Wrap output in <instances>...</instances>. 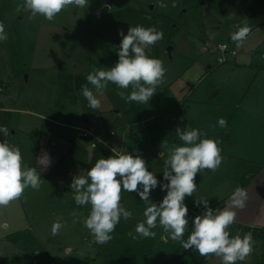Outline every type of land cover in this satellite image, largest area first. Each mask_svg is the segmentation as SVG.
Listing matches in <instances>:
<instances>
[{
	"label": "rangeland",
	"instance_id": "rangeland-1",
	"mask_svg": "<svg viewBox=\"0 0 264 264\" xmlns=\"http://www.w3.org/2000/svg\"><path fill=\"white\" fill-rule=\"evenodd\" d=\"M203 1L184 0L182 3L180 0H90L88 7L68 6L49 21L39 14L33 17L30 11L21 7L23 0H0V24L4 26L8 37L7 40L0 41V74L3 72L7 75L10 73L9 70L15 75L18 74L14 84L15 89L11 91L19 95L21 101L19 107L26 111L36 110L56 116L59 115V108L64 105L63 107L69 112L84 108L89 113L93 108L89 106V102L81 92L82 85L87 83V75L94 69H106L115 65L119 58L117 49L122 39L121 30L127 34L130 26L143 25L146 28L154 26L162 31L164 36L155 45L149 46L151 49L149 54L163 61L166 72L163 82L156 89L157 93L149 101L154 104L151 110L156 108L155 99H161L159 100L161 102L169 101L173 106L177 105L178 110L175 111L178 112L175 113L166 107L160 113L158 106L156 115L161 117L163 114L161 120L166 121L171 116L181 118L184 120V127L190 125L192 128L200 129L201 132L205 127L196 122L210 121L216 131H221L220 134H223L225 130L219 126V115H214V111L222 106L221 100L228 99V94L221 91L215 98L214 93L218 92L215 89L209 96H213L211 99H214L210 105L214 108L212 113L209 105L205 103V94L208 87H215L217 83H222L224 86L223 82L227 83L226 77L232 81V75L219 74L218 69L224 67L208 68L206 66L208 60L202 59L203 57L199 55L197 38L201 41L205 40V34L198 24L202 22L205 12L208 11L203 7ZM229 3L225 0L223 8ZM215 7L218 6L215 4ZM13 39L16 40L15 43H11L10 40ZM72 68L75 69L73 70L75 74L77 73L74 77L67 73ZM88 86L95 93L94 86L91 84ZM167 87L169 92L164 91ZM3 88L2 86L1 89ZM107 89H112L116 97L118 91H125L126 94L132 91L131 86L128 89H121L111 82ZM115 102L121 105L122 100L116 98ZM136 105L138 108L142 106L139 103ZM231 112L233 113V110ZM87 113L86 117L92 121L91 123H97L96 116H89ZM109 116L117 118L118 113L112 110ZM158 117L152 119L158 122ZM209 125L206 122L207 128ZM108 131L109 129L106 130V135L109 137ZM227 135L228 132L224 138ZM248 135L253 138L254 133ZM253 141L264 145V138L250 140ZM249 155L246 153L241 157H247L248 160ZM260 166L264 169L263 162ZM219 177L226 181L225 172H221ZM232 179L234 180V176ZM45 180L38 190L28 191L29 195L24 191L19 198L14 199L7 206H0L1 264L18 262L20 264H165L178 252L183 254L181 264H192L196 256L194 252L191 249H184L181 240H172L170 232L161 228L162 225L152 229L156 235L149 237L151 243L149 241L143 244L146 248L151 247L150 253L147 255L146 252H136V259L132 258L133 261L129 257L131 255L128 250L119 246V244L127 245L129 239L136 241L139 238L135 232L139 222L134 221L133 217L128 220L121 218L118 224L120 228H115L111 234L112 239L100 246L103 250L99 252L95 245L93 249L90 242H93L94 238L90 231L82 222H73V213H76L82 221L89 214L91 205L78 206L73 199L74 192L59 190L45 183ZM205 183L206 179L202 177L201 185L205 188L194 193L201 195L200 199H208L214 205L224 203V200L232 194L230 188L220 187L216 191L213 190V184L205 186ZM127 193L130 197L128 196L125 202H121V205L129 210L133 206L129 201L133 198V194L122 191L121 197ZM160 193L158 203L162 201L163 191ZM136 198H140L138 194ZM151 198L153 199V196ZM187 204L194 207L191 203ZM141 205H143L142 210L135 214L141 217L140 221L143 222L145 220L143 213L147 204L143 201ZM195 216V213L188 215L189 224L183 237L185 241L194 230L192 220ZM58 219L64 226L58 235L53 236L52 225ZM2 223H8L9 228H5ZM239 231L241 230L238 226L231 229V236ZM130 232L137 238L133 239L129 236ZM252 244L253 251L246 260L249 264H263L264 241L256 239ZM141 247L138 246L137 250L146 251ZM186 255H189L187 259ZM209 259L211 264H221V260L215 254H209L208 261ZM246 262L238 261L237 264H247Z\"/></svg>",
	"mask_w": 264,
	"mask_h": 264
},
{
	"label": "crops",
	"instance_id": "crops-1",
	"mask_svg": "<svg viewBox=\"0 0 264 264\" xmlns=\"http://www.w3.org/2000/svg\"><path fill=\"white\" fill-rule=\"evenodd\" d=\"M180 1L184 3V0ZM226 1L230 3L223 8L225 0L224 3H222L223 0H204L203 7L208 11L205 12L202 22L198 24L202 28V33L205 34L204 39L206 40L201 41V39L197 38L199 55L203 57L202 59L208 60L206 66L210 69L224 67L218 69V73H225L226 76L232 75V81L229 80V77H226L227 83L223 82L224 86L222 83L215 84V87L212 86L213 88L209 84L208 86L211 88L207 86L205 103L209 105L210 113L214 109L210 106L214 99H211L213 96H209L215 89L218 90V92L214 93L215 98L220 95L221 91L228 94V99L221 100L222 106L214 111V115H219L218 119H226L227 127H221V129L225 130L223 132L224 135L227 132L228 135L224 138V135L220 134L221 131H216L217 129L210 121L199 120L196 122L198 125L201 124L205 127L202 133L206 132L208 138L216 140L222 152L225 150L221 154L223 159L217 170L208 173L206 172L208 169H206L202 170L201 173H197L195 182L198 188L196 192H200L202 188H205L201 185L202 177L206 179L205 186H209L211 183L214 187L213 190L216 191L220 187L221 189L230 188L229 190L233 193L238 186L243 187L248 193L246 207L233 209L236 211L237 216L236 222L230 227V232L231 229L237 226L240 230L242 227L264 229V169L260 166L261 162L264 164V145L254 141L250 142V140H256L258 137L264 138V0ZM215 4L219 8H216ZM245 22L251 27L252 31L243 46L238 49L231 40V34L234 30L233 26L237 23L243 24ZM187 27L189 28V25ZM10 41L15 43L16 40ZM219 44H226L237 50L238 57L225 64H218V59L221 56V53L217 50ZM199 55H197V58ZM101 59L103 61V58ZM230 65H234L233 67L236 68ZM73 70L75 69L72 68L67 73L72 74L74 77L77 73L75 74ZM9 72L7 75H4L3 72L0 74V127L7 129L6 135L0 133V142L7 140L10 144L18 145L21 148L23 162L30 167H36L41 174V183L46 179L45 183L47 182L59 190L66 192L70 190V192H73L70 185L74 175H79L80 172L86 175L87 170L94 166L95 161L107 158L116 152L126 151L143 156L148 163L149 170L153 171L162 182H166L163 181L165 160L172 145L179 146L183 144L176 134V129L177 127L184 128V120L171 116L165 121L161 120L163 114H161V117L156 114L159 108L161 113L166 107L176 113L178 112L175 111L178 110L176 104L173 106L169 101L161 102L159 101L161 99H155L156 108L153 110L151 108L154 104L149 102L141 104L142 106L138 108L135 102L129 103L122 99L120 95L116 97V93L112 89H107L102 96H99L101 107L93 109L89 113L84 108L69 112L63 107L64 105L59 108V115L56 116L43 113L42 111H26V109L19 107L21 104L19 95L11 91L15 89L14 84L18 74L15 75L10 70ZM225 74L222 75L224 76ZM2 86L4 87L3 89H1ZM168 88H165L164 91L169 92ZM116 98L122 100L121 105L115 102ZM112 110L117 111V118L109 116ZM148 110L149 113H147ZM232 110L233 113L231 112ZM49 112H52V110H49ZM86 113L89 116H96L97 123H91L92 121L86 117ZM231 115L233 118L230 119L229 116ZM155 116L158 117V122H156V119H152ZM206 122L210 124L208 128L206 127ZM82 126L95 127L96 137L98 141L100 140V143L95 139H82L78 131ZM107 129H109L107 133L109 137L106 135ZM113 131L115 135L111 136L110 132ZM251 133H254V139L249 137L248 134L251 135ZM163 152L165 154L161 158ZM246 153L250 154L248 160L247 157H241ZM47 155L51 161L49 165ZM221 172H225V182L222 180L224 178H218ZM232 176H234V180ZM33 190L28 187L24 191L29 195L28 191L33 192ZM160 192L161 190L156 188L151 193V197L153 196L152 200L156 203H158ZM130 193L133 194V198L128 200L132 202L133 206H131L129 211L132 212L131 217L134 218V221L140 223L142 218L137 217L135 213L142 210L143 205L141 204L143 201L140 198H136V193ZM165 194L163 192L161 199H163ZM231 195L224 200V203H218L219 205L210 203L211 207L213 209L220 208L221 210L225 207H231ZM128 196L130 197L129 193L123 195L121 202H125ZM200 196L197 193H193L192 196H186V204L191 203L194 206L191 207L187 204L190 211L188 215L195 213L197 216L204 211L202 205L197 206V200H201ZM2 224L5 228H9L8 223ZM157 225H160L159 222H157ZM116 228L120 227L117 225ZM161 228L164 227L162 226ZM239 233L240 231L235 235ZM122 234L126 235L125 233ZM150 240L149 237L139 236L136 241L129 239L127 245L119 244V246L128 250L131 255L129 257L134 259L136 252H149L151 247L146 248L143 244H147ZM93 242H90L93 249L95 245L99 252L103 250V247H100L102 244ZM138 246L144 247L145 249L143 248V250L146 251L137 250ZM67 249L70 252L69 248ZM256 256L258 257V255ZM252 258L254 259V257ZM18 261H20L19 257ZM246 261L249 264V261ZM1 263L2 260L0 259ZM18 263L20 264V262ZM208 263L211 264L210 259Z\"/></svg>",
	"mask_w": 264,
	"mask_h": 264
},
{
	"label": "clouds",
	"instance_id": "clouds-1",
	"mask_svg": "<svg viewBox=\"0 0 264 264\" xmlns=\"http://www.w3.org/2000/svg\"><path fill=\"white\" fill-rule=\"evenodd\" d=\"M90 0H23L22 8L31 15H42L51 21L68 6L88 7ZM231 34V40L239 49L251 33V27L245 22L237 23ZM121 42L117 49L118 60L112 67L97 68L90 72L87 83L81 92L93 109L101 107L99 96L104 94L109 82L121 89L132 91L118 95L127 102L148 103L157 93V87L163 82L166 69L163 61L149 54V46L163 39V32L156 27L130 26L127 34L120 32ZM4 26L0 24V41L7 40ZM143 82V83H142ZM94 86L95 93L89 88ZM220 127H227L224 118L218 120ZM0 133L7 134V129L0 127ZM176 134L182 145H172L165 160L163 181L149 170L145 158L138 153L116 152L107 158H101L85 174L74 175L70 185L74 192L73 199L78 206L91 205L87 217L80 220L73 213L74 223L82 222L94 238V242L105 244L112 239V233L121 218L128 220L132 212L121 205L122 191L139 195L147 207L145 220L136 225L135 232L144 238L154 237L152 229L157 221L170 232L172 240H181L184 249H195L202 257L215 254L221 264H237L246 261L253 251L251 233L243 237L240 234L230 236L228 228L236 222L237 213L233 209L246 207L247 190L237 187L231 195V207L213 209L208 199L197 200L204 211L192 220L193 231L188 239L183 240L186 226L189 224V208L186 196L197 191L195 178L202 170L215 171L222 163L221 149L218 142L208 138L198 128L190 125L177 127ZM114 151V149H112ZM161 154V158L164 156ZM48 156V155H47ZM42 158V157H41ZM48 156V165L50 164ZM47 165V166H48ZM41 186V174L36 167L23 162L21 148L7 140L0 142V206H7L19 198L28 187L38 190ZM159 188L165 192L162 201L153 202L151 193ZM64 224L58 219L52 225V235H58ZM133 239L137 236L129 233Z\"/></svg>",
	"mask_w": 264,
	"mask_h": 264
},
{
	"label": "built area",
	"instance_id": "built-area-1",
	"mask_svg": "<svg viewBox=\"0 0 264 264\" xmlns=\"http://www.w3.org/2000/svg\"><path fill=\"white\" fill-rule=\"evenodd\" d=\"M217 50L221 53V56L218 59V64H225L232 59L238 57V51L230 47L226 44H219L217 46ZM83 128H79V136L84 140L95 139L98 141L96 137V129L93 126H82ZM111 136L115 135V132H110ZM100 143V140L98 141Z\"/></svg>",
	"mask_w": 264,
	"mask_h": 264
},
{
	"label": "trees",
	"instance_id": "trees-1",
	"mask_svg": "<svg viewBox=\"0 0 264 264\" xmlns=\"http://www.w3.org/2000/svg\"><path fill=\"white\" fill-rule=\"evenodd\" d=\"M152 19H154V18H152ZM230 227H231V225L228 228L229 232H230ZM246 233H251L252 241H254L256 239H262L264 241V229H252V228L242 227L239 234L243 237V235ZM230 236H231V233H230ZM232 237H234V236H232ZM150 243H151V241H150ZM176 250H178V249H176ZM191 250L196 255V256H194L195 258H194L192 264H207L208 263V256L202 257L197 250H195V249H191ZM149 253H150V251L147 252V255ZM182 255L183 254L181 252L176 253L175 256H172L170 259H168V263H165V264H181L182 263L181 262V260H182L181 256ZM187 256H189V255H186V257H185L186 259L188 258ZM263 264H264V253H263Z\"/></svg>",
	"mask_w": 264,
	"mask_h": 264
}]
</instances>
